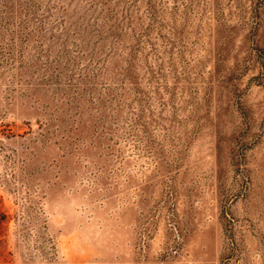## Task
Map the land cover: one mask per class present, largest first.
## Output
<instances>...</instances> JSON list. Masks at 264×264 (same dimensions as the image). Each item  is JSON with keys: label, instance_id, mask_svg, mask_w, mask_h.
Segmentation results:
<instances>
[{"label": "rangeland", "instance_id": "rangeland-1", "mask_svg": "<svg viewBox=\"0 0 264 264\" xmlns=\"http://www.w3.org/2000/svg\"><path fill=\"white\" fill-rule=\"evenodd\" d=\"M0 264H264V0H0Z\"/></svg>", "mask_w": 264, "mask_h": 264}]
</instances>
